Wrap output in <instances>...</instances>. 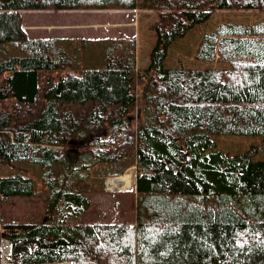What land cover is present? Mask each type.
Wrapping results in <instances>:
<instances>
[{
  "label": "trees",
  "instance_id": "1",
  "mask_svg": "<svg viewBox=\"0 0 264 264\" xmlns=\"http://www.w3.org/2000/svg\"><path fill=\"white\" fill-rule=\"evenodd\" d=\"M139 1L0 0V264L3 238L12 264H264V18L204 32L194 57L215 66L165 64L170 46L223 2L264 9V0L157 5L145 68L135 38L32 37L23 21L27 10ZM91 54L102 65L82 66ZM223 135L260 140L236 153L218 146ZM75 137L85 140L80 154L69 149ZM100 163L116 169L101 190L132 165L135 185L113 192L106 219L90 220L82 180ZM24 164L42 167L37 219L3 212L37 195Z\"/></svg>",
  "mask_w": 264,
  "mask_h": 264
},
{
  "label": "rangeland",
  "instance_id": "2",
  "mask_svg": "<svg viewBox=\"0 0 264 264\" xmlns=\"http://www.w3.org/2000/svg\"><path fill=\"white\" fill-rule=\"evenodd\" d=\"M139 2L138 8L132 10H27L22 11L23 21L32 37L118 38V40L135 38L136 68H145L149 62L151 47L155 42V33L150 25L157 18V5L167 3L168 0H140ZM181 3L185 9H193L195 7L194 0H181ZM263 18L264 9H256L251 6L232 8L227 2H223L218 9L213 11L211 18L207 22L194 26L185 37L175 41L170 46L165 64L173 67L180 65L215 66L217 64L196 60L194 57L195 49L201 40L202 34L214 29L220 22L254 23ZM91 56L92 54L85 56L81 60V65H102L103 62L101 61H98V63L92 61ZM138 111L140 112V110L137 109L136 117ZM258 140H260V137L216 136L219 147L236 153L244 151L253 142ZM71 143L72 145L69 147L70 151L77 154L82 152L85 140L75 137L71 140ZM258 157L264 158V150ZM21 169L35 178L38 188L37 195L34 198H12L5 203L3 212L6 216L20 220L37 219L43 214L46 206V188L42 180V167L39 164H36L35 167L24 164V167ZM135 170L136 165H132L124 172V175L131 176L132 185L130 187L111 188L109 187L110 177H107L105 180V188L103 189L102 186L103 190H101V180L113 174L116 169L110 163L94 165L90 177L85 181L82 180L83 186L92 188L91 192H85L92 206L91 210L87 213L93 214L88 216L90 220L95 219L96 215L98 220H104L107 218V215L112 214V206L116 200L113 192L127 191L134 188ZM14 171L16 170H12L7 166L1 168L2 174ZM75 210H77V207L71 204L69 211L74 212ZM102 213H106L107 215H102ZM3 260H6V258H3Z\"/></svg>",
  "mask_w": 264,
  "mask_h": 264
},
{
  "label": "bare ground",
  "instance_id": "3",
  "mask_svg": "<svg viewBox=\"0 0 264 264\" xmlns=\"http://www.w3.org/2000/svg\"><path fill=\"white\" fill-rule=\"evenodd\" d=\"M132 185V179L129 175H120V176H115V177H110L109 178V187H119V188H125V187H130ZM4 249V255H6V252L9 249L8 244L5 242L3 245ZM3 264H9L6 260H3Z\"/></svg>",
  "mask_w": 264,
  "mask_h": 264
},
{
  "label": "built area",
  "instance_id": "4",
  "mask_svg": "<svg viewBox=\"0 0 264 264\" xmlns=\"http://www.w3.org/2000/svg\"><path fill=\"white\" fill-rule=\"evenodd\" d=\"M2 241H3V243H5V242L7 243L8 242L6 239H2Z\"/></svg>",
  "mask_w": 264,
  "mask_h": 264
},
{
  "label": "crops",
  "instance_id": "5",
  "mask_svg": "<svg viewBox=\"0 0 264 264\" xmlns=\"http://www.w3.org/2000/svg\"><path fill=\"white\" fill-rule=\"evenodd\" d=\"M94 39H96V38H94ZM130 176V175H129ZM131 177V176H130Z\"/></svg>",
  "mask_w": 264,
  "mask_h": 264
}]
</instances>
